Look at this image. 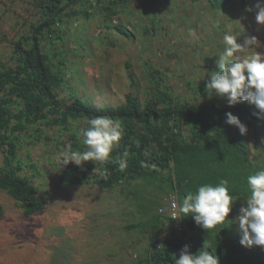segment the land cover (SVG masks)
Instances as JSON below:
<instances>
[{
  "label": "trees",
  "instance_id": "1",
  "mask_svg": "<svg viewBox=\"0 0 264 264\" xmlns=\"http://www.w3.org/2000/svg\"><path fill=\"white\" fill-rule=\"evenodd\" d=\"M148 1L0 0L1 19L8 21L10 16V20L13 19L12 34L0 33L11 50L9 59L0 60V189L16 201L25 216L44 210L46 197L32 182L39 172L31 160L26 163L19 156L22 143L25 140L29 143L27 137L30 136L44 144H55L57 152H83L87 146L79 135L80 129L89 127L88 121L92 118L110 117L120 121L124 128L110 160H89L80 166L73 162L62 164L59 184L93 183L103 189H112L124 180L153 176L163 193L176 194L179 202L187 191L195 192L200 184H216L220 179H227L235 200L227 220L212 230L201 228L191 215L180 214L184 224L181 236L166 237L161 246L153 249L151 242L160 236L163 223L169 218L156 212L161 201L148 199L142 207V218H145L124 225L125 229H138L148 240V247L143 254L135 253L132 264H175L185 245L193 254L205 250L215 254L219 264H264V250H261L262 255L252 246L244 250L231 228L250 195L246 177L264 168V140L257 137L259 130L264 128V118H258L255 114L258 110L249 102L240 101L229 106L225 98L211 95L206 89L210 73L217 71L214 55L208 53L197 63L200 67L197 74L188 71V81H183L182 89L186 91L183 96L187 94L190 99L179 98L150 60H143L147 68L142 65V71L136 74L130 71L131 63L124 61L127 90L120 102L106 99L103 105L101 100L95 103L96 92L88 90L89 95L84 94L83 88L90 87L89 78L82 64L72 61L74 55L68 56L65 42L68 27L74 21L89 18L94 21L101 16L100 34L115 29L129 38L132 30L125 29L121 17L139 8H146L153 15L163 11L161 0ZM194 1L198 0L187 3ZM152 3L156 6H151ZM200 3L198 13L209 15L218 7L227 11L231 20L240 13L242 18L251 16L250 19L256 21L258 0H201ZM15 5L34 18L29 20L22 12H14ZM132 26L126 27L132 29ZM143 29L144 33L148 31ZM260 33L264 37V29ZM241 40L239 36L238 42ZM112 41H109L111 45ZM77 46L86 50L88 42L80 39ZM203 69L205 72H201ZM141 72L148 78V86L142 90L141 86L128 88L135 84ZM189 81L194 84L193 88ZM228 112L247 127L245 134H241L237 126L226 123ZM52 127L62 132L51 137L45 129ZM125 152L128 154L127 167L120 171L116 161ZM2 212L0 205V216ZM183 236L187 239L183 240Z\"/></svg>",
  "mask_w": 264,
  "mask_h": 264
},
{
  "label": "rangeland",
  "instance_id": "2",
  "mask_svg": "<svg viewBox=\"0 0 264 264\" xmlns=\"http://www.w3.org/2000/svg\"><path fill=\"white\" fill-rule=\"evenodd\" d=\"M161 1L163 11H156L155 15L147 12L146 8H139L121 17L125 29L132 30L129 38L115 29L107 30L105 37L98 38L101 16L94 21L91 18L86 21L77 20L74 21V26L68 27L69 31L65 34L68 56H73L77 51L78 54L74 55L72 61L82 64V70L88 74L90 87L83 88V91L85 95H89L88 90L96 92L95 103L101 100L100 103L105 105L103 102L106 99L111 102L122 99L119 95L127 90L126 60L131 63L129 70L139 73L144 65L143 60H150L152 67L157 68L168 80V85L173 87L179 98L190 99L186 97L187 94L183 96L186 93L182 89L183 81H188V71L198 73L200 67L197 63L202 62L208 53L217 59L223 48L225 28L238 32L242 26L244 32L241 34L246 35L249 29L259 34L264 27L255 23L254 29L251 16L242 18L240 13L227 22L229 13L219 11L218 7H214L215 10L209 15L205 12L198 13L197 6L201 5V0L191 4L187 3L188 0ZM151 6L156 4L152 3ZM15 7L17 9L14 12H22L24 18H34L31 13L27 14L23 10L19 11L18 6L13 8ZM1 11L2 8L0 14ZM10 17L6 21L0 15V33L12 34L10 25L13 19L10 20ZM130 23L133 25L132 29L126 27L131 26ZM144 27L148 30L145 33ZM106 37L115 41L116 45H109ZM4 39L0 35L1 61L9 59L11 53ZM80 39L88 42L86 48L92 53L84 52L77 46ZM258 39L260 47L248 49L240 58L256 51L264 55V37L260 36ZM146 68L144 65V69ZM138 77L135 84L128 88L148 86V78L142 72ZM189 84L193 88L191 81ZM207 98L208 96H204V99ZM262 125L264 126V122ZM61 132L58 127L45 129V133L51 137H56ZM257 137L264 140V128L259 130ZM27 138L30 142L25 140L22 143L19 156L26 163L31 160L36 165L39 173L32 178V182L39 188L40 194L46 197V207L31 216H25L16 201L0 189L3 211L0 216V264H132L131 260L135 259L133 254L145 251L148 240L138 229H125L124 225L145 218H142V207L148 199L159 202L166 197L158 187L159 181L153 176L140 177L124 180L112 189H103L93 183L59 184L62 163L58 155L61 150L57 152L55 144H44L30 136ZM26 171L30 173L28 168ZM238 215L239 213L236 217ZM231 228L241 238L238 223ZM242 248L247 250L245 246ZM253 248L263 254L261 250H264V246L253 245Z\"/></svg>",
  "mask_w": 264,
  "mask_h": 264
},
{
  "label": "clouds",
  "instance_id": "3",
  "mask_svg": "<svg viewBox=\"0 0 264 264\" xmlns=\"http://www.w3.org/2000/svg\"><path fill=\"white\" fill-rule=\"evenodd\" d=\"M256 8L258 11L255 17L256 21H252L253 28L255 23L264 26V0H258ZM230 20L229 16L227 22ZM225 30L222 37L223 48L215 60L218 70L210 73L206 89L210 90L211 95L215 94L225 98L229 106L240 101H247L258 110L255 113L258 118H264V55L256 51L254 54L240 58L248 49L260 47L258 38L262 35L252 29H249L246 35L241 34L244 32L242 26L238 32L231 28H225ZM101 34L96 35L98 38L106 36V33H103L102 37ZM239 36L242 38L240 42H238ZM106 40L111 45L109 41L112 39L106 37ZM114 42L112 41L111 46H114ZM89 51V49L84 50L89 54L92 53ZM76 54H78L77 51L73 53L77 56ZM108 101L110 100L108 99ZM225 115L226 123L237 126L241 134L248 131L237 116L231 112ZM88 124L89 127L80 129L79 132L87 150L83 152L66 150L60 153L58 159L63 165L66 166L69 162H73L80 166L84 161L108 162L110 160L114 147L119 145L124 134L121 122L110 117L98 116L90 119ZM127 155V152L123 153L122 157L116 161L120 171L127 167ZM246 183L250 195L245 200L246 206L240 208L239 215L236 217L241 236L240 244L245 247L264 246V168L248 175ZM230 187L227 179H220L216 184H200L195 192L187 191L179 202H177L176 194H166L160 205L169 196H174L175 198L169 201V212L173 220L181 217L180 214L191 215L201 228L206 231L212 230L223 224L232 211V204L235 200L230 194ZM161 211L163 212L164 209ZM134 258H136V254ZM175 264H219V259L215 254L206 250L195 254L190 253L188 245H185L180 251L179 257L176 258Z\"/></svg>",
  "mask_w": 264,
  "mask_h": 264
},
{
  "label": "built area",
  "instance_id": "4",
  "mask_svg": "<svg viewBox=\"0 0 264 264\" xmlns=\"http://www.w3.org/2000/svg\"><path fill=\"white\" fill-rule=\"evenodd\" d=\"M172 198H175V197L169 196L168 198H166L164 200L163 204L160 207H158V209H157V212L159 214H162L163 216H166L169 219L168 220L166 219L165 222L163 223L162 233L160 234V236L151 242V247L153 249L161 246L164 243V239L168 236H170V237L181 236V231L184 228L181 218L179 217V218L173 220L172 216L169 212V201ZM161 209H164V211L162 212ZM186 239H187V237L183 236V240H186ZM134 257H135V254H134Z\"/></svg>",
  "mask_w": 264,
  "mask_h": 264
}]
</instances>
